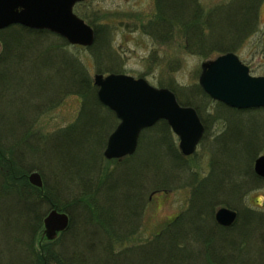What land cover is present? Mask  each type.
<instances>
[{
    "label": "trees",
    "instance_id": "16d2710c",
    "mask_svg": "<svg viewBox=\"0 0 264 264\" xmlns=\"http://www.w3.org/2000/svg\"><path fill=\"white\" fill-rule=\"evenodd\" d=\"M260 1L237 0L233 3L234 7L232 4L227 7V10H230L225 16L227 21L232 23L234 30L239 29L234 33L236 38L243 35L246 24H250L249 20H253ZM188 2H190L189 6ZM192 3L191 0H154L155 16L143 27L160 40L170 38L175 27L189 37L197 36L199 29L195 26L201 18L199 10ZM168 8L175 9V12L169 13ZM237 14L240 18L239 24H235ZM216 18L221 19L218 13L207 16L210 23ZM89 24L92 26L91 23ZM93 28L95 39L86 49L96 60L97 72H104L102 56L104 45L99 40L97 28L94 26ZM0 45V264H72L80 257L83 259L84 253L75 246L71 251L72 254H69L55 245L66 231L72 233L76 231L72 208L82 207L80 213L84 221H89L92 212L87 210L88 207H98L97 215L101 218L106 216L109 208L112 209L113 206L116 210L121 205L138 206L142 201L140 188H131L128 185L125 188L121 184V178L113 185L110 175L102 172L93 161L88 165L89 172L87 170L85 174L78 175L75 173L74 165L66 164L63 160L70 155L62 148L64 145L69 148L75 144L71 139L74 132L77 138L81 137L84 142L94 125L105 124L106 117L100 118L97 113L99 110L105 109L110 112L112 120L115 121L112 111L98 101L96 87L86 66L68 48L70 45L52 32L34 30L18 24L0 29ZM200 54L204 55L202 52ZM8 85L10 87L6 89ZM52 85L55 86L51 88ZM163 87L172 90L180 104L193 106L197 110L206 131V120L201 115V106L196 94L179 93L171 84ZM8 89L17 93L11 96ZM196 91L198 95L208 98L199 86ZM69 94L82 97L80 119L51 134H44L34 129L36 115L54 108L63 96ZM217 104L221 106L218 112L227 123V130L221 136V146L218 144L214 146L211 155L213 169L204 181L194 183L189 211L181 215V219L178 217L177 222L173 221L162 228L153 238L129 248L124 247L119 254L125 249L133 250L132 254H137V261H133L138 264H208L210 262L232 264L240 254H248L245 249L247 241H243L246 235L243 224L241 231L243 229L245 235L240 231L235 232L234 237L228 238L225 231L230 230L232 226L222 227L214 222V230L210 228L207 233L206 230L201 231L204 227L201 226V222L206 218L205 213L208 211L206 208L213 209L221 204L236 209L235 206L239 204L241 196L254 189L263 179L254 173L252 165L256 156L264 150V128L259 122L255 125L257 115L264 111V107L238 110L220 102ZM30 108L33 109L31 115L28 114ZM153 126H157L161 131L169 128L164 120H159ZM241 127L248 130L243 132ZM145 130L140 133L139 141ZM146 146L142 160L146 165L148 164L146 157H150L153 153L158 156L161 164L168 159L179 162L185 159L171 145L166 134L155 137ZM62 152L65 153L62 155ZM45 168L55 172L57 186L48 184ZM33 170H38L42 176L41 189L31 185L27 180V173ZM180 173L178 171V175ZM173 175L176 176L175 172ZM166 176H162L161 180L168 182L169 178ZM60 183L64 185L63 189H67L71 194V203L68 205L61 204L58 199L61 191L63 192ZM110 185L116 187L112 192ZM116 193L119 195L118 198L114 197ZM51 208L67 212L70 219L68 227L52 240L40 239L39 235L37 245V231L42 224V218L46 215V210ZM116 210L96 226L100 229L95 231V235L92 234L96 238H93L91 246L96 247V251L102 249V256L107 258L106 261L111 258L114 264H120L122 261L116 254L113 255L111 239L126 238L130 234L129 230L133 229L132 225L129 228H124L122 225L125 222L130 224L126 219L129 213H125L124 210L115 212ZM120 213H123V217L119 216ZM240 213L241 211L237 212L236 220L240 217ZM115 217L123 218L121 221L123 223H112ZM252 223L255 232L257 231V234L264 239L263 214L254 212ZM213 232H217L219 237L216 246L211 241ZM105 240L107 245L103 244ZM240 244L242 247H239ZM251 264H256V260L254 259Z\"/></svg>",
    "mask_w": 264,
    "mask_h": 264
},
{
    "label": "rangeland",
    "instance_id": "374dc122",
    "mask_svg": "<svg viewBox=\"0 0 264 264\" xmlns=\"http://www.w3.org/2000/svg\"><path fill=\"white\" fill-rule=\"evenodd\" d=\"M191 1L200 12L201 20L195 26V28L199 29L198 35L189 37L175 27L172 35L167 40L156 39L143 27L148 20L155 16L154 0H84L74 8L78 16L97 28L99 40L104 45L102 55L103 65L105 66L104 72H97L96 60L86 47L70 44L68 47L84 63L92 82L95 73L105 75L115 72L130 75L134 78H144L154 87H163L171 84L179 93L196 94L198 97L196 99L201 106V115L206 120L207 129L195 151L190 155L183 156L185 159L181 162L169 157L172 159L170 160L171 162L168 159L167 162L164 160L161 164L158 156L153 153L150 157H146L147 165L146 162L142 161L145 147L157 136L168 135L171 145L179 151L178 136L170 128L161 131L157 126H153L159 120L164 119H159L151 127L144 129L145 132L140 137V141L138 140L139 144L135 151L120 158L108 159L103 155L108 135L119 122L116 116H114L115 121L112 120V115L107 110L103 109L97 112L100 118L106 117L104 119L105 124L103 126L94 125L89 130L90 134L86 141L83 142L81 137L77 138L74 132L71 139L75 144L69 148L64 145L62 148L63 151L67 150L66 152L70 155L63 158L66 164L74 165L75 173L81 175L86 173L90 161H93L102 172L110 175V181L113 185L117 184L120 181L119 178H121V184L125 188L127 185L131 188H140L142 201L138 206L134 205L135 207L121 205L118 210L113 206L112 209L109 208L106 216L101 218L97 215L98 207L89 206L87 210L92 212L89 216V221H84L80 213L82 207L72 208L76 231H73V233L66 231L55 244L57 248L60 250L64 249L69 254H72L71 251L75 246H77V250L84 253L83 259L80 257L79 260L77 259L72 264H114L111 258L106 261L107 258L102 256L103 250L101 248V250L96 251V247L91 246L94 238L92 234L95 235V231L97 232L100 229L96 226L101 224V220L104 218H109V215L114 210H116L115 212H123V210L125 213L128 212L126 219L130 224L125 222L122 225L124 228H129L132 225L133 229L129 230L130 234L126 238L117 237L111 239L113 255L116 254L117 258L122 261L120 264H138L133 261H137V254H132L133 250L125 249L119 254L124 247L129 248L134 244L153 238L162 228L176 221L178 217L181 219V215L183 216L189 211L192 203L194 183L204 181L213 169L214 165L212 166L211 155L214 146L216 144L219 146L222 143L221 136L227 130V123L218 112L221 109V106L217 104L219 102L209 96L207 98L201 94L198 95L196 91L199 86L198 76L202 61L213 59L228 50L232 51L248 67L250 75L264 76V0L260 1L253 20H249L251 23L246 24L243 35L237 38L234 33L238 32L239 29L234 30V27L231 26L232 23L228 22L225 17L227 11H230L227 10V7L231 4L234 7L233 3L237 0ZM189 4L190 2H188V6ZM189 9L190 11L192 10V5ZM171 11L175 12V9L168 8V12L170 13ZM216 13L221 19L216 18L215 21L210 23L207 16L216 15ZM235 17L237 18L235 24H239V15L237 14ZM73 46H79L80 48ZM200 52L204 53L205 56L200 54ZM54 86L52 85L51 88ZM57 86L59 87V85ZM9 87L8 85L6 89ZM8 91L11 96L17 93H13L10 89ZM82 101V97L78 95L69 94L65 97L63 96V99L54 108L36 115L34 121H37L34 123V129H38L44 134H51L72 125L80 119ZM32 113L33 109L30 108L28 114L31 115ZM257 116L258 119L257 122L255 121V125L259 122L264 128V111ZM106 119L108 122H106ZM246 129L248 130V128L241 127L243 132ZM64 153L62 152V155ZM259 154H264V150ZM148 165L149 167H147ZM33 171H37L40 174L38 170ZM178 171L181 172L179 175ZM45 172L47 173L46 180L48 184L57 186L58 181H55L56 179L54 178L55 172L48 168H45ZM174 172L176 176L173 175ZM165 175L169 178L168 182L161 180L162 176ZM41 180L42 186L40 189L43 187L42 176ZM108 184L109 182L106 185ZM111 185L112 192L115 186L112 187ZM59 186L62 189L64 188L61 183ZM118 196L117 193L114 195L115 198H118ZM58 199L61 204L68 205V203H71V194L67 189H63ZM219 206L223 205L218 204L213 209L206 208L208 211L205 213V215L207 214L206 218H204L205 220L201 222V226H204L201 231L206 230L208 233L210 228L212 231L214 230L213 223L215 221L212 212ZM235 207L236 209H232L237 212L241 211L240 217L232 225V228L226 230L225 233L228 234V238L234 237L233 234L240 232L243 224L246 235L243 229L241 233L245 235V240L243 241H247L245 249L248 254H240L232 264H251L254 259L256 264H264V239L257 234V231L255 232L252 223V214L254 212H261L264 216V180L262 179L254 189L242 195L239 204ZM47 212L48 209L46 210ZM119 216L123 217V213H120ZM121 221H123V218L115 217L112 223ZM42 229L43 224H41L36 234L37 245L39 243L37 237L41 235ZM213 233V240L211 241L216 246L219 237L217 232ZM40 239L44 238L40 237ZM103 242L104 245H107L106 240ZM240 246L242 247V244ZM189 257L195 258L194 256ZM215 260H217L216 257Z\"/></svg>",
    "mask_w": 264,
    "mask_h": 264
},
{
    "label": "water",
    "instance_id": "95a60500",
    "mask_svg": "<svg viewBox=\"0 0 264 264\" xmlns=\"http://www.w3.org/2000/svg\"><path fill=\"white\" fill-rule=\"evenodd\" d=\"M82 0H0V29L18 24L34 30H47L64 38L69 44L90 46L94 30L73 11ZM96 96L112 110L119 120L109 134L103 155L120 158L132 154L142 129L164 119L178 136V148L190 155L203 134V124L191 106L181 105L174 93L165 87H154L144 78L123 73H95ZM198 84L212 99L236 109L264 106V76L250 75L248 67L231 51L201 62ZM256 175L264 178V154L253 162ZM28 182L40 188L37 171L27 175ZM235 210L221 206L214 219L221 226H230L236 219ZM67 213L52 208L43 218L40 237L54 239L68 226Z\"/></svg>",
    "mask_w": 264,
    "mask_h": 264
},
{
    "label": "bare ground",
    "instance_id": "6f19581e",
    "mask_svg": "<svg viewBox=\"0 0 264 264\" xmlns=\"http://www.w3.org/2000/svg\"><path fill=\"white\" fill-rule=\"evenodd\" d=\"M57 35V34H56ZM94 36H95V29H94Z\"/></svg>",
    "mask_w": 264,
    "mask_h": 264
}]
</instances>
